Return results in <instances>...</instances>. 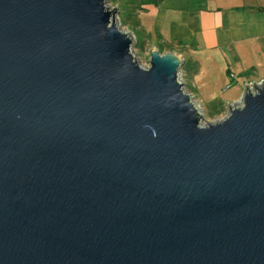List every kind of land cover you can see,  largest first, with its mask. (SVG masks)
Returning a JSON list of instances; mask_svg holds the SVG:
<instances>
[{
	"label": "water",
	"instance_id": "water-1",
	"mask_svg": "<svg viewBox=\"0 0 264 264\" xmlns=\"http://www.w3.org/2000/svg\"><path fill=\"white\" fill-rule=\"evenodd\" d=\"M119 12L0 0V264H264V80L205 124Z\"/></svg>",
	"mask_w": 264,
	"mask_h": 264
},
{
	"label": "crops",
	"instance_id": "crops-1",
	"mask_svg": "<svg viewBox=\"0 0 264 264\" xmlns=\"http://www.w3.org/2000/svg\"><path fill=\"white\" fill-rule=\"evenodd\" d=\"M130 3L124 8L132 33L149 48L182 54V77L199 100L231 105L247 85L264 80V0Z\"/></svg>",
	"mask_w": 264,
	"mask_h": 264
},
{
	"label": "rangeland",
	"instance_id": "rangeland-1",
	"mask_svg": "<svg viewBox=\"0 0 264 264\" xmlns=\"http://www.w3.org/2000/svg\"><path fill=\"white\" fill-rule=\"evenodd\" d=\"M131 1H133V0H129L127 2H131ZM116 2H117L116 0H109V5L111 7H114L115 5H117ZM119 3H120V6H121L120 7L121 10L119 12L117 23L125 31H131L132 32L134 29H133V25H131L130 22H129L130 20L126 19V21H124L125 16L127 15V11L124 8V6L126 4H124V0H119ZM135 35L137 36V39H136ZM135 35L133 34L134 42L135 41H136L135 43L138 42V44L136 46V51L138 53L139 61L141 63L147 64V62L149 60V50L152 47L149 48V46L144 44L142 41H138L139 37H138V35L136 33H135ZM140 47H143V48H140ZM184 82L186 83V90L190 91L188 86H191V81L190 80L186 81L184 79ZM232 92H233V90L231 89L227 93L229 95H231ZM194 97H195L199 107L201 108V111L204 114V119H205L204 123L205 124H206V121L216 122L218 120H221L222 118H224L228 114V110H229L228 101H224V100L208 101L209 99L199 100L197 98V96H194ZM231 104H234V103H231Z\"/></svg>",
	"mask_w": 264,
	"mask_h": 264
},
{
	"label": "trees",
	"instance_id": "trees-1",
	"mask_svg": "<svg viewBox=\"0 0 264 264\" xmlns=\"http://www.w3.org/2000/svg\"><path fill=\"white\" fill-rule=\"evenodd\" d=\"M117 2V5L119 6V8L121 7L120 6V3H119V0H116ZM129 1V0H128ZM124 4H126V5H129V4H131L130 2H127V0H124ZM121 10V9H120ZM128 17H129V14H127L126 16H125V19H124V21H126V19H128ZM140 48H143V47H140ZM162 52V51H161Z\"/></svg>",
	"mask_w": 264,
	"mask_h": 264
},
{
	"label": "built area",
	"instance_id": "built-area-1",
	"mask_svg": "<svg viewBox=\"0 0 264 264\" xmlns=\"http://www.w3.org/2000/svg\"><path fill=\"white\" fill-rule=\"evenodd\" d=\"M185 84H186V83H185ZM187 92H189V94L192 95V93H191L189 90H187ZM192 96H193V95H192ZM193 97H194V96H193ZM194 98H195V97H194ZM195 100H196V99H195Z\"/></svg>",
	"mask_w": 264,
	"mask_h": 264
}]
</instances>
